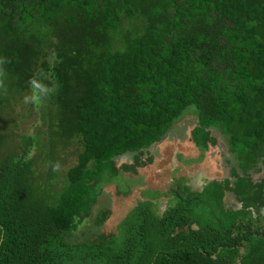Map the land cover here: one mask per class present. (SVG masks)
I'll return each mask as SVG.
<instances>
[{"label": "trees", "instance_id": "16d2710c", "mask_svg": "<svg viewBox=\"0 0 264 264\" xmlns=\"http://www.w3.org/2000/svg\"><path fill=\"white\" fill-rule=\"evenodd\" d=\"M37 70L55 93L29 105L40 129L24 134L12 111ZM189 110L191 144L215 146L212 129L235 161L226 190L241 208L223 206L220 182L193 191L174 178L152 196H170L163 212L138 201L115 234L74 242L94 187L134 172L115 161L136 162ZM70 148L75 163L54 190ZM259 167L264 0H0V264H264V182L246 178Z\"/></svg>", "mask_w": 264, "mask_h": 264}, {"label": "rangeland", "instance_id": "374dc122", "mask_svg": "<svg viewBox=\"0 0 264 264\" xmlns=\"http://www.w3.org/2000/svg\"><path fill=\"white\" fill-rule=\"evenodd\" d=\"M128 28L129 22H122L121 29ZM23 97H17L18 100L15 101L16 106L12 112L24 115L16 122L17 131L31 134L34 130L40 129V123L35 117L36 108L30 112V116L26 113L29 105L23 103ZM7 118L13 119L11 115ZM195 119V113L192 110L185 112L168 130L164 140L153 145L149 151H142L136 162L131 155L123 156L115 161V167L121 164L133 165L134 172H119L115 178L109 181L103 179L98 186L94 187L98 188L99 192L90 209V214L83 219L75 220L76 228L71 232L74 242L92 239L100 234L105 236L115 234L119 221L138 201L153 199L152 203L157 212H163L170 204V196L157 198L152 196L156 191L166 192L174 178H182L193 191L207 187L211 181L220 182L221 188L225 189L222 192L223 206L231 210L241 208L242 204L238 197L230 190H226L232 189L237 180L231 174V170L236 168L235 161L227 153L222 138L212 129L209 130V134L215 138V146L208 147L207 151H200L191 144L189 131L195 124ZM10 124L12 125V122ZM59 159L62 162L58 161L59 167L55 170L57 175L53 185L54 190L59 189L65 170L75 163L74 149L70 148L68 152L62 153ZM259 168L261 170L252 169L246 174V178L254 183V187L261 181L264 182V169ZM125 189L127 192L121 194L120 192ZM262 198L264 199V189ZM102 211H109L108 217L101 226H95L94 218ZM203 212L206 214L204 209ZM255 214L252 211V215L255 216ZM204 216V218L207 217V215Z\"/></svg>", "mask_w": 264, "mask_h": 264}, {"label": "clouds", "instance_id": "9594fccd", "mask_svg": "<svg viewBox=\"0 0 264 264\" xmlns=\"http://www.w3.org/2000/svg\"><path fill=\"white\" fill-rule=\"evenodd\" d=\"M28 88L29 91L24 95L23 103L33 107H39L55 93V83L52 81L50 74L41 70L35 71L29 78ZM58 167L57 163L53 166V170Z\"/></svg>", "mask_w": 264, "mask_h": 264}]
</instances>
